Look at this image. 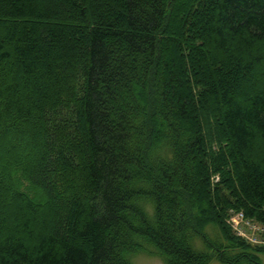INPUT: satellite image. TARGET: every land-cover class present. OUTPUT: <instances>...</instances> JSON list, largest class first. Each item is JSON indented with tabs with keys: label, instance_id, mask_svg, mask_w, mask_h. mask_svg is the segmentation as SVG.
I'll return each instance as SVG.
<instances>
[{
	"label": "trees",
	"instance_id": "obj_1",
	"mask_svg": "<svg viewBox=\"0 0 264 264\" xmlns=\"http://www.w3.org/2000/svg\"><path fill=\"white\" fill-rule=\"evenodd\" d=\"M10 131L0 264H262L264 0H0Z\"/></svg>",
	"mask_w": 264,
	"mask_h": 264
},
{
	"label": "rangeland",
	"instance_id": "obj_2",
	"mask_svg": "<svg viewBox=\"0 0 264 264\" xmlns=\"http://www.w3.org/2000/svg\"><path fill=\"white\" fill-rule=\"evenodd\" d=\"M168 58L171 63H174V61L170 57ZM9 125H11V123L7 124V126ZM1 133L2 132H0V134ZM12 134L13 133H11V131L10 133L7 132L5 135L2 133V138L0 139V173H3L1 175L6 180H11V182L13 180L20 182L21 187L24 189L28 185L27 179L24 178L22 174H19L17 172L18 169L15 166L7 164V160H8L7 158H9V160L14 159L16 151L18 150L20 151L21 149L24 148V147H18L13 149L12 144L16 143L15 142L16 140L13 139L14 137ZM30 144L32 147L31 150L34 151L37 144H32V143ZM1 152L4 153L5 155H2ZM6 174L9 175L10 177L7 176ZM6 207H8V205ZM262 262L264 264V254H262ZM134 264H166V263L160 256L141 253L135 256ZM211 264H224V263L214 261Z\"/></svg>",
	"mask_w": 264,
	"mask_h": 264
},
{
	"label": "built area",
	"instance_id": "obj_3",
	"mask_svg": "<svg viewBox=\"0 0 264 264\" xmlns=\"http://www.w3.org/2000/svg\"><path fill=\"white\" fill-rule=\"evenodd\" d=\"M233 231L253 245L264 248V223L248 217L243 211H235L228 219Z\"/></svg>",
	"mask_w": 264,
	"mask_h": 264
},
{
	"label": "flooded vegetation",
	"instance_id": "obj_4",
	"mask_svg": "<svg viewBox=\"0 0 264 264\" xmlns=\"http://www.w3.org/2000/svg\"><path fill=\"white\" fill-rule=\"evenodd\" d=\"M222 263V262H221ZM225 264V263H224ZM262 264H263V262H262Z\"/></svg>",
	"mask_w": 264,
	"mask_h": 264
}]
</instances>
